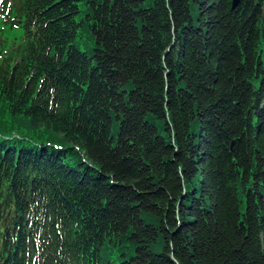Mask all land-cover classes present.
<instances>
[{"label": "trees", "instance_id": "obj_1", "mask_svg": "<svg viewBox=\"0 0 264 264\" xmlns=\"http://www.w3.org/2000/svg\"><path fill=\"white\" fill-rule=\"evenodd\" d=\"M16 0L0 58V264H264V0Z\"/></svg>", "mask_w": 264, "mask_h": 264}, {"label": "rangeland", "instance_id": "obj_2", "mask_svg": "<svg viewBox=\"0 0 264 264\" xmlns=\"http://www.w3.org/2000/svg\"><path fill=\"white\" fill-rule=\"evenodd\" d=\"M6 2H8V1L6 0ZM6 26L7 25L6 24H3L1 22V20H0V28L4 29L2 36L8 35L7 29L5 28ZM10 32L13 33V34H15V36L12 37V38H15V40H14L15 42H19L21 40L22 35H23V28L22 27L16 26V27L10 29ZM12 38H10L8 36L6 37V39H7L6 40V45L9 43L10 40H12Z\"/></svg>", "mask_w": 264, "mask_h": 264}, {"label": "water", "instance_id": "obj_3", "mask_svg": "<svg viewBox=\"0 0 264 264\" xmlns=\"http://www.w3.org/2000/svg\"><path fill=\"white\" fill-rule=\"evenodd\" d=\"M238 4V0H233V3H232V8H235Z\"/></svg>", "mask_w": 264, "mask_h": 264}]
</instances>
